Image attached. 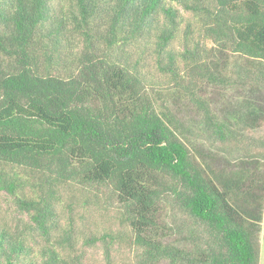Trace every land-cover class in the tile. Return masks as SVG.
Instances as JSON below:
<instances>
[{
	"label": "trees",
	"instance_id": "1",
	"mask_svg": "<svg viewBox=\"0 0 264 264\" xmlns=\"http://www.w3.org/2000/svg\"><path fill=\"white\" fill-rule=\"evenodd\" d=\"M166 1L0 0V192L30 219L23 231L0 222V264H83L65 196L94 185L124 210L126 230L103 240L133 242L137 264H259L264 0ZM194 26L215 47L190 41ZM69 34L83 42L71 59ZM208 86L249 93L220 116ZM169 88L198 124L162 98ZM163 191L206 231L190 248L147 234Z\"/></svg>",
	"mask_w": 264,
	"mask_h": 264
},
{
	"label": "rangeland",
	"instance_id": "2",
	"mask_svg": "<svg viewBox=\"0 0 264 264\" xmlns=\"http://www.w3.org/2000/svg\"><path fill=\"white\" fill-rule=\"evenodd\" d=\"M178 1L167 0L166 2L180 8ZM184 16L187 19L192 18L190 14ZM1 26L5 27L6 25L2 24ZM199 29L196 26L193 27V34L190 41H200L203 46L209 49L215 47L209 38L203 37L204 31ZM69 37L71 40L67 52L68 58L71 59L72 56L82 50L83 42L78 35L71 36L69 34ZM227 63V70L225 72H236L238 69L235 64L236 60L232 58ZM248 93L249 89L247 88L223 91L208 86L203 88L202 95L211 101L213 111L217 115L222 116L228 112V108L231 109L229 106L231 102H234L232 103V107L237 103L235 100H230V98L235 97L234 99L238 100ZM161 94L163 95L162 98L171 101L173 106L175 105V113L178 114L179 118L192 124L199 123L201 113L198 112L186 96L170 88L162 90ZM190 141L191 146L193 144L196 149H207V145H203L201 140L191 139ZM41 189L42 187L35 186L34 191L40 195L42 194ZM70 196H74V194L69 188L65 196V201L69 202L73 200L76 205V209L73 212L76 230L74 241L78 242L76 243V250L74 252L84 254L83 264H137L139 262L141 250L136 249L133 242L130 244L129 241L121 239L115 245H112L110 240L109 243L108 240H103V235L107 233H118L126 230L125 226H121L120 224V220L124 217V210L119 203V198L112 193L110 187H96L94 185L91 187V191H77L75 192V196L77 197ZM162 197V201L158 203L157 212L155 213V226L148 228L147 234L153 239L166 244L192 247L195 243L189 238L190 233L194 235L193 237L195 239H200V236L206 231L201 225H195L189 220L188 215L179 209L175 201V196L172 193L163 191ZM0 222L11 226L13 231H16V229L23 231L27 223H30L29 217L14 205L12 198L5 192H0ZM188 227H190V230L186 231ZM130 232L127 229L129 235L131 234ZM91 238H96L97 241L89 245L85 243L87 239ZM257 246H260L261 249L259 264H264V229Z\"/></svg>",
	"mask_w": 264,
	"mask_h": 264
}]
</instances>
